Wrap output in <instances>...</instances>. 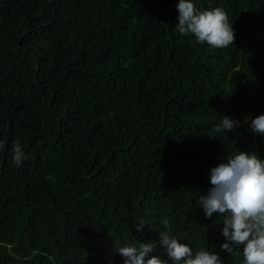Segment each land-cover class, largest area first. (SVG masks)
<instances>
[{
	"label": "trees",
	"instance_id": "1",
	"mask_svg": "<svg viewBox=\"0 0 264 264\" xmlns=\"http://www.w3.org/2000/svg\"><path fill=\"white\" fill-rule=\"evenodd\" d=\"M178 2L0 0V264H123L116 247L158 242L163 218L194 254L244 264L197 200L226 156L264 160L248 122L264 115V0H192L228 14L220 49L179 33ZM224 116L236 131L208 136Z\"/></svg>",
	"mask_w": 264,
	"mask_h": 264
},
{
	"label": "clouds",
	"instance_id": "2",
	"mask_svg": "<svg viewBox=\"0 0 264 264\" xmlns=\"http://www.w3.org/2000/svg\"><path fill=\"white\" fill-rule=\"evenodd\" d=\"M179 12L176 29L182 35L192 34L200 44H207L216 49L235 45L236 34L229 16L223 8L199 10L192 0H179ZM250 130L253 134L264 137V115L250 119ZM239 121L230 117H221L219 124L214 125L208 136L224 132H235ZM213 140V139H212ZM4 147L0 143V149ZM12 159L21 165L28 159L19 140L11 147ZM211 187L206 195H200L198 207H202L206 218L213 215L222 216V235L227 242L220 247L230 255H239L242 247L244 264H264V160L255 153L239 151L234 156H226L213 167L209 173ZM165 229L159 232V241L117 246L116 253L123 257V264H224L217 253L199 250L195 254L191 246L181 243L173 236L170 221L161 220ZM144 222L137 223V231H142ZM163 247L167 259L149 253Z\"/></svg>",
	"mask_w": 264,
	"mask_h": 264
}]
</instances>
